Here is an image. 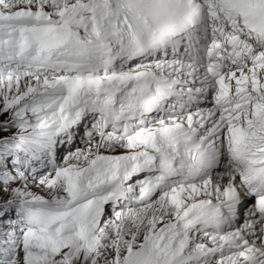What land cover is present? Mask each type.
Instances as JSON below:
<instances>
[{
	"label": "snow or ice",
	"instance_id": "snow-or-ice-1",
	"mask_svg": "<svg viewBox=\"0 0 264 264\" xmlns=\"http://www.w3.org/2000/svg\"><path fill=\"white\" fill-rule=\"evenodd\" d=\"M0 264H264V0H0Z\"/></svg>",
	"mask_w": 264,
	"mask_h": 264
}]
</instances>
